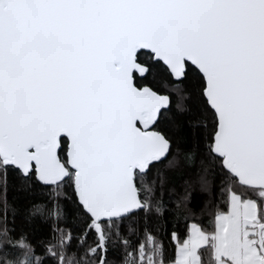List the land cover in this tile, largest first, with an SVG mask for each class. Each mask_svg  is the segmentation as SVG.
Here are the masks:
<instances>
[{"label": "snow or ice", "instance_id": "6c2138e0", "mask_svg": "<svg viewBox=\"0 0 264 264\" xmlns=\"http://www.w3.org/2000/svg\"><path fill=\"white\" fill-rule=\"evenodd\" d=\"M0 264H264V0H0Z\"/></svg>", "mask_w": 264, "mask_h": 264}]
</instances>
